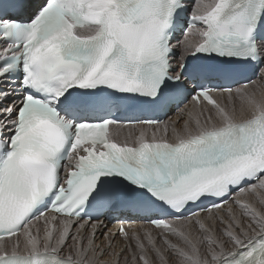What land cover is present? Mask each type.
Instances as JSON below:
<instances>
[{"label":"snow or ice","instance_id":"1","mask_svg":"<svg viewBox=\"0 0 264 264\" xmlns=\"http://www.w3.org/2000/svg\"><path fill=\"white\" fill-rule=\"evenodd\" d=\"M0 264H264V0H0Z\"/></svg>","mask_w":264,"mask_h":264},{"label":"bare ground","instance_id":"2","mask_svg":"<svg viewBox=\"0 0 264 264\" xmlns=\"http://www.w3.org/2000/svg\"><path fill=\"white\" fill-rule=\"evenodd\" d=\"M32 2H33V3H38V2H40V1H38V0H32ZM179 37H180V36H179ZM179 37H178V38H179ZM173 43H175V41H174ZM175 115H176V110H175V111H172L171 113H169V114L165 117V119H167L169 116L175 118ZM126 134H127V132H126V130H125L124 133H123V135H126ZM141 224H142L141 221H135L133 227H135V228H139V227L141 226ZM107 225H108V226H107L106 229H104V231H108V230H111V231H113V232L116 231V228H117V225H116V224H114V225L107 224ZM145 226H146V225H145ZM103 239H104L103 236H99V235H98V238H97V241H96V242L99 244V243H101V242L103 241ZM113 243H114L115 245H122L124 242H123V240L119 237V235H117V237H116V239L113 241ZM105 258H109V257H105Z\"/></svg>","mask_w":264,"mask_h":264},{"label":"rangeland","instance_id":"3","mask_svg":"<svg viewBox=\"0 0 264 264\" xmlns=\"http://www.w3.org/2000/svg\"><path fill=\"white\" fill-rule=\"evenodd\" d=\"M193 3H194V0H193V2H192V3H190V5H191V4H193ZM189 11L191 12V7H189Z\"/></svg>","mask_w":264,"mask_h":264}]
</instances>
